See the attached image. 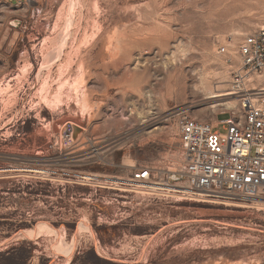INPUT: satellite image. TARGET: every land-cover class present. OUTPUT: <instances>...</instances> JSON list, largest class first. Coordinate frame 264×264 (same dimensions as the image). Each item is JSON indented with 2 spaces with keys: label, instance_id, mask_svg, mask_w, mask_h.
<instances>
[{
  "label": "rangeland",
  "instance_id": "374dc122",
  "mask_svg": "<svg viewBox=\"0 0 264 264\" xmlns=\"http://www.w3.org/2000/svg\"><path fill=\"white\" fill-rule=\"evenodd\" d=\"M263 22L264 0H0V264H264V200L129 180L182 168L178 111L238 108L211 96Z\"/></svg>",
  "mask_w": 264,
  "mask_h": 264
},
{
  "label": "built area",
  "instance_id": "2783aa9c",
  "mask_svg": "<svg viewBox=\"0 0 264 264\" xmlns=\"http://www.w3.org/2000/svg\"><path fill=\"white\" fill-rule=\"evenodd\" d=\"M227 49L222 45L219 52ZM238 52L241 67L232 73L228 91L237 97L238 109L224 118L221 112L213 122L178 111L182 168H137L131 182L147 188L184 185L190 193L211 198L264 200V22L244 36ZM220 126L224 132L216 130ZM62 132L73 140L70 123Z\"/></svg>",
  "mask_w": 264,
  "mask_h": 264
},
{
  "label": "bare ground",
  "instance_id": "6f19581e",
  "mask_svg": "<svg viewBox=\"0 0 264 264\" xmlns=\"http://www.w3.org/2000/svg\"><path fill=\"white\" fill-rule=\"evenodd\" d=\"M196 72H192V75H194ZM146 74V73H145ZM144 74V72H143V75H145ZM143 75H139L138 74V78H143ZM181 75V74H180ZM187 77H188V75L187 74H183V86L185 87L186 86V80H187ZM140 79H138L136 82H134V84L135 85H137V87H138V89L140 88V87H145V85H143L142 86V81H140ZM178 78L172 73V75H170V76H168L167 78H166V82L165 83H167V86L169 87V90L168 91H172V90H174L175 89V86L177 85L178 86ZM226 80V79H225ZM164 83V84H165ZM127 84H130V83H127ZM124 85H125V83H124ZM134 85V86H135ZM194 85V84H193ZM193 85H192V87H193ZM182 86V87H183ZM129 87V86H128ZM136 87V88H137ZM180 87V86H179ZM178 88V87H177ZM176 88V89H177ZM141 89V88H140ZM210 90V89H209ZM182 91V90H181ZM170 93V92H169ZM179 93V92H178ZM182 93V92H181ZM207 93H214L212 90H210V92H207ZM175 94V93H174ZM228 95H231L230 94V92H225V93H222V94H216V95H213V96H211L212 98L214 97H221V96H228ZM210 97V98H211ZM204 98V97H203ZM203 98H202V102H203ZM206 98V97H205ZM210 100H208V102H209ZM225 105L227 106V108H233L234 106H235V104L232 102V101H228L227 103H225ZM238 108L237 107H234V109L233 110H237ZM145 118H147V117H145ZM152 188H161V189H170V190H175V191H184V190H182V189H177L176 187H155L154 185H152ZM69 260V259H68Z\"/></svg>",
  "mask_w": 264,
  "mask_h": 264
}]
</instances>
